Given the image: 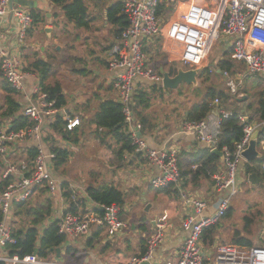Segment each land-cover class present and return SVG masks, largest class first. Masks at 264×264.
<instances>
[{
	"label": "built area",
	"instance_id": "obj_1",
	"mask_svg": "<svg viewBox=\"0 0 264 264\" xmlns=\"http://www.w3.org/2000/svg\"><path fill=\"white\" fill-rule=\"evenodd\" d=\"M118 1L128 24L106 52L105 60L106 69L111 74V85L117 92V102L122 105L123 130L130 137L132 152L144 157L147 164L156 170L149 184L155 189L178 185L181 180L178 150L174 147H150L141 136L142 124L132 112L133 95L138 84L159 86L162 80L159 71L148 62L145 48L156 39L175 43L179 47V61L187 67L197 68L205 62L213 44L223 35L230 40V58L243 65L245 74L264 78V0ZM174 11L178 14L171 17ZM7 14L14 20L18 43L23 42L32 18L24 9L13 7L10 0H0V73L11 88L22 93L25 79L32 72L24 69V62L17 52L3 46L1 23ZM228 86L230 92L235 94L234 82L229 81ZM212 105L218 107L219 99L214 98ZM230 114L222 112V117ZM22 115L32 121L25 129L12 130L4 123L0 128V159L5 161L1 173L3 184H0V262L65 264L41 259L34 253L20 255L19 250L13 247L17 241L12 229L14 206L27 202L38 188L46 187L48 194H54L58 189V182L49 166V161L56 154L38 145L34 158L29 161H9L8 156L19 143L40 139L43 131L58 115L64 117L66 130L79 126V119L69 117L63 106H55V101L40 90L38 83H34L33 92L22 108ZM239 118L243 123V135L233 150L222 148L224 168L212 177V191L218 194L216 211L205 216L207 201L181 191V200L190 211L181 222L186 237L174 264H264V247L221 243L204 250L201 243L203 230L219 220L228 209L231 199L239 192L238 167L244 161L242 151L254 131H258L260 146L264 150V119L247 122L246 117L241 115ZM180 126L183 131L193 133L207 148L217 147L218 139L209 132L206 119L183 120ZM261 165L264 168V162ZM100 207L96 212H63L54 222L57 234L77 239L88 235L96 225L104 227L109 237H114L127 226L120 218L121 209L116 204ZM164 234L165 224L160 222L146 240L144 253L125 264H155L152 262L153 255L163 242Z\"/></svg>",
	"mask_w": 264,
	"mask_h": 264
},
{
	"label": "crops",
	"instance_id": "obj_2",
	"mask_svg": "<svg viewBox=\"0 0 264 264\" xmlns=\"http://www.w3.org/2000/svg\"><path fill=\"white\" fill-rule=\"evenodd\" d=\"M31 1H33L31 7L21 6L16 1L12 2L13 7L22 8L29 13L30 9H34L42 18V21L40 22L31 23L23 42H16L15 25L11 15L7 14L2 19L1 23V30L4 37L3 46L4 48L13 50L20 55L22 61L24 62V69H27L26 67L28 64L36 58L43 59L49 63V60L53 59L52 54L49 53L51 50L50 48H53L55 45H59V38L65 36L64 33H68L66 26H68L67 23L69 21L66 20L64 12L60 6L53 4L51 0ZM84 3L87 6L88 26L77 27L78 29L73 37V39L76 38V43L79 45V49L82 50L80 51V55H73L70 52L74 57H76L75 61L77 64L74 63V68L72 70L70 69L68 71V75L65 77V84L68 82L71 88H65L64 81L61 82L60 80L54 79V64L52 63H49L51 65V71L48 73L45 80L50 84L54 82L60 83L61 92L66 99L65 104L62 105L65 109V113L69 115V117H77L79 119V126H77V136L79 137V141L72 142L69 140H63L60 136H57L52 130H50L51 122L47 126L46 130L43 131L40 139H29L19 143L16 147H13V151L8 156V159L9 161L16 162L29 161L30 159L28 157V153L30 148L33 147L36 150L38 145H42L47 151H52V147L57 146L68 152L66 162L61 163L59 166H56L55 164L56 156L54 159L49 161L52 175L58 182L57 191L54 194H48L46 187H41L34 193L36 194L35 196L42 194L47 197L46 199H48L45 206L43 203H37L36 206H34L35 208H38V210L40 209L39 211H41L43 213L42 215H44L43 219L37 225L38 234L40 230H43L49 224L54 223L63 212L70 211L69 208L72 203L75 205L74 211L87 213L100 210L98 207H100L99 205L101 204H97L92 201L86 193V185L88 182H93V184L97 186L106 184L109 186L113 185L125 194V203L121 209L120 218L123 211L135 206H138V208L140 206H146V209H150L154 204V201H160L161 203L152 215L148 217L142 216L139 221V225L132 224L130 231H126V226L114 237H109L104 227L93 226L90 233L86 236L70 240L67 238L66 245L60 248L59 257L55 253V255H53L54 260H46L61 261L68 264H125L131 258L138 257L144 253H142V250L145 251L146 249V240L154 233L156 225L163 222L165 224L164 240L156 248L152 262L155 264H174L179 258V250L186 237V233L182 230L181 222L186 213L190 211V208L186 207L181 200V191L193 196H199L206 200L207 207L204 210V215H212L216 211L218 205V194L212 191V177L215 173L224 168V161L219 157L220 161L217 164V171L210 179L198 176L196 180L192 181L188 176H186V174H184L189 167L190 161L202 156L205 149L210 152L211 149L200 143L193 133L185 132L181 129V122L186 119L189 108L184 107L181 111L176 110L172 113L167 104H165L163 96L170 90L162 89L163 91L161 93L157 92L151 94L152 104L146 111V114L150 117L152 122L149 128L145 129L143 132L141 131V136L150 147L159 149L174 147L178 150L181 180L178 185L172 184L171 186L172 189L174 188L178 191L177 196H173L172 193H158L156 189L149 184L151 177L156 175V170L147 164L144 157H141L133 152L124 151L122 157L120 158V156H118L115 152L117 149V143L111 139L110 136H106L104 142H100L95 137V132L91 133L89 137L91 142L95 143L96 148H99L102 152L103 156L96 150L100 157L104 158L98 160V162H101L102 160V162H104H101L100 169H98L101 173L89 172L87 176L77 174V182L69 181L66 176L67 174L63 171L60 174H57V171L68 168L65 165L70 162L75 152H79L88 145L92 146V143L88 142L85 135L88 128L95 130V126L88 123L87 119L94 114L99 106V103L105 100L117 102V92L111 85V74L106 69L105 57L109 46L116 39L114 32L118 28L117 25L109 22L108 8L120 2L118 0H84ZM90 4H92V6H90ZM47 28L50 29V31L46 32L45 29ZM161 41L162 40H160L159 46L157 45L156 49H154V42L153 44H147V50H145V52L147 53L149 50H152L153 52L152 57L147 54L149 57L148 62L152 66L156 63L157 67L155 68L158 71L160 67L168 72H170L173 65L175 68L179 65L183 67L184 65H182L179 61V56L177 54V49L179 48L178 45L167 40ZM218 41L221 44V47L219 51L214 52L215 55L212 59L215 63V68L210 66L211 70H209L208 73L218 72L217 69H219V72H222L224 76H229V72L233 71V74L237 73L238 78L240 73L234 71V65L232 63L229 71L225 68H223L225 70H221L218 67L219 62L224 59L223 55L225 53L229 54L230 40L227 37L220 35V38L216 42ZM90 43L93 44V48L88 47ZM213 46L209 54L212 52ZM59 48L60 45L57 46V49ZM69 48L70 45L68 49ZM174 50L176 53L173 54L172 52H174ZM161 54L162 58L164 57V60L156 62V59H158V56ZM204 63H206V61ZM203 64L201 66H204ZM239 64L240 66L238 67L244 70L243 65L241 63ZM225 66L226 65H224V67ZM190 68L193 67H187V69ZM60 71L62 72V69H60ZM31 72L32 75L25 79L24 92L15 93V99L21 104V113L23 106L27 104V98L33 92L34 83H38L40 81V75L36 72ZM0 79V106H2V83L4 82V78L1 74ZM228 81L234 82V80L230 78ZM238 83H240V81H238ZM238 83L234 82L236 85H238ZM138 86L148 88L149 85H143V83H140ZM147 91L150 92L149 88ZM177 91L178 89L171 90L170 93ZM231 94L232 93L229 90L228 96H224L223 98L216 97L219 99L220 105L216 107L211 103L212 110L204 118L208 123L209 132L216 137H218L220 132V125L218 124L220 111H230L239 116L242 115L246 117V119L251 118L250 122L261 120L258 118V114L256 112L259 97L256 102L251 103L250 101L248 102V98L244 93H235L233 95L237 96V103H235L234 106V103L229 102V98L232 97ZM17 96L19 99L16 98ZM79 109H81V113L80 111L78 112ZM81 116H84L86 120L81 121ZM61 117L65 121L62 115ZM3 123L10 127V121L8 119H5ZM257 150L260 152L261 157L264 154V150L260 146L259 137ZM247 162H250L253 166L262 168L261 164L264 161L257 164L254 160L246 161L244 159V161H242L239 165V171L237 174L239 184L247 182L249 184V188L251 189L256 188L255 186H258L259 184L264 185V183H258L255 185L249 183L247 177L248 174L252 172H246V166L244 163ZM4 163L5 161L0 159V184H3V181L1 180V173L3 171ZM64 191L69 192V198L64 196ZM153 199L155 200L153 201ZM246 208H248V206H246ZM15 211L16 205L14 206V214L16 213ZM226 211L228 212L227 215H229V206ZM245 219L249 223L245 225L246 231L248 229L253 231L250 225H253L255 221H259V223L264 227V222L261 221L264 219H254L249 216H245ZM219 224V221L214 224V229L212 230L210 237H207L205 243L201 235V243L204 250L221 243L230 244L234 233L237 231L243 235L238 229L224 227L222 224ZM28 226H31V222L26 224V227ZM12 229L14 231L13 225ZM262 232L263 230L261 231V234ZM251 241L253 246L264 247V242L258 243L252 239ZM67 246L70 248L69 253L66 252V248H68Z\"/></svg>",
	"mask_w": 264,
	"mask_h": 264
},
{
	"label": "trees",
	"instance_id": "obj_3",
	"mask_svg": "<svg viewBox=\"0 0 264 264\" xmlns=\"http://www.w3.org/2000/svg\"><path fill=\"white\" fill-rule=\"evenodd\" d=\"M51 2L57 6H60L64 12L67 21L73 23L76 27L88 26V15L87 6L84 0H51ZM30 15L32 23L42 21L39 13L34 9H30ZM108 20L112 24L118 26L114 32L116 36L124 29L128 22L126 16L122 13V6L120 3H116L108 8ZM160 39L154 41V49L159 46ZM153 44V43H149ZM153 47V45H152ZM145 50H147L145 48ZM224 65H226L224 67ZM218 67L221 70H230L231 63L225 59L219 62ZM27 71H33L40 75V81L38 82L40 90L46 93L49 99L55 101V106H62L65 104V96L61 92L60 83H47L46 77L51 71V65L43 59L36 58L26 67ZM225 68V69H223ZM211 70L210 67H205L202 71ZM30 71V72H31ZM175 71V66L171 67L170 72ZM1 74V73H0ZM200 75V74H199ZM2 91H3V104L0 106V128L3 125V121L8 119L10 121V129L12 130H23L32 124L27 117L21 113V104L15 99L16 91L10 87V85L3 80ZM149 91L151 92H148ZM148 88L138 87L133 95L132 112L136 120L142 124V132L149 128L151 125L150 117L146 114V111L150 108L152 102V93H161L163 90L161 87L156 85H149ZM180 93V91H178ZM224 92H216L209 89L203 96L202 100L193 106L188 111L186 118L192 121H199L204 119L208 113L212 110L211 103L214 98H223ZM121 104L119 102L105 100L99 103L97 110L94 114L87 119V122L95 126V137L100 141L104 142L106 136H110L117 143L116 154L122 157L124 151H133V146L128 134L123 130V114L121 111ZM256 112L259 119H264V92L259 96L256 106ZM81 121H85L84 116L80 117ZM247 119V122H250ZM65 121L61 115L57 116L55 120L50 124V130L53 131L57 136H60L63 140H69L72 142H78L79 137L77 136V127L72 130H66L64 127ZM243 123L239 122L238 115L233 113L228 117L222 118L220 123V132L218 135L217 148L222 150L223 147H227L229 150L234 149V145L241 139L243 135ZM56 153L55 164L59 166L61 163L66 162L68 152L65 149H61L57 146L51 149ZM36 154V150L32 147L29 150L28 157L33 159ZM220 158L209 150L205 149L203 155L193 159L189 163V167L184 174L189 177L192 181L196 180L198 176L205 178H211V176L217 171V164ZM264 161V154L260 158L254 159L255 163H262ZM246 166V172H256L259 177L264 179V168L251 165L250 162L244 163ZM171 185L163 188H158V193L178 195L176 189H172ZM258 186L263 187L264 185L259 184ZM152 188V187H151ZM86 193L89 198L97 204L110 205L116 204L120 209L123 208L125 203V194L111 185H100L97 186L93 182H88L86 185ZM64 196L69 198V192L64 191ZM27 202L16 205V213L26 215L30 218L31 226L18 227L13 231V236L17 239L16 244L13 246L18 249L20 255L34 253V249L37 248L36 254L41 259H51L55 255V249L61 248L66 245L67 238L57 234L55 223L49 224L45 227L41 235L38 237L37 225L43 219L44 215L38 208L34 206H25ZM75 205L72 203L69 210L74 211ZM99 211V210H97ZM226 211L222 216L227 215ZM1 219V214H0ZM250 220V219H249ZM215 225H211L205 228L202 232V239L204 243L207 237H210L212 230ZM238 246L252 247L253 243L247 236L241 235L238 231L234 233L231 243ZM68 247V246H67ZM66 252H70V248H66ZM144 250H142V253ZM0 264H3L0 262Z\"/></svg>",
	"mask_w": 264,
	"mask_h": 264
},
{
	"label": "rangeland",
	"instance_id": "obj_4",
	"mask_svg": "<svg viewBox=\"0 0 264 264\" xmlns=\"http://www.w3.org/2000/svg\"><path fill=\"white\" fill-rule=\"evenodd\" d=\"M92 4H90V6H92ZM177 14L178 12L174 11L173 13H171V17H176ZM67 25L68 26H66V30L68 31V33L66 34L64 33L65 36L60 37L58 41L60 48L57 49V46L59 45H55L53 48L52 47L50 48L51 50L49 51V53L52 54L53 59L49 60V63L54 64L53 66L54 69L53 75L55 74L54 79L60 80L61 82L64 81V87L68 89L71 87L68 82H66L65 84V77L68 75V71L70 69L72 70L75 64H77L75 61L76 57H74L73 55H80V51L82 49H79V45L76 43L77 40H75L76 38L73 39L75 32L77 31L78 28L71 22H68ZM69 45L70 48L68 49ZM88 47L93 48V44L90 43ZM220 47L221 44L219 43V41L216 42L215 45L213 46L212 52L208 55L207 60H205L206 63L203 64L204 66L208 65L212 61L215 55L214 52L219 51ZM155 53H154V57H155ZM147 54L152 57L153 55L152 50L147 51ZM223 56L225 60H227L228 62L234 65V71L240 73L239 77L237 78V73L233 74V71L229 72L228 74L229 76H224L222 72L208 73V71L206 70L201 71L200 75L198 76L196 85L180 84L178 87V91L180 90V93L178 91L170 93L171 91L170 90L167 92V94L163 95L164 102L165 104H167L168 108L172 113L176 110L181 111L184 107L190 108L194 104L200 102L203 96L207 93V91H209V89H212L216 92L218 91L224 92L225 96H228L229 88L227 87V81L229 78L234 80V82L236 83L240 81V83H238L236 94H239V92L244 93L248 98V102L249 101L251 103L256 102L257 98L264 91V78L259 75L258 76L246 75L245 71L238 67L240 66L238 62L231 59L227 53H225ZM162 60H164V57L162 58V54H161L158 56V59H156V62H160ZM155 65L156 63H154V67H157V65L156 66ZM183 68L187 69L186 66H183ZM60 69H62V72L60 71ZM231 95L232 97L229 98V102L234 103L235 106V103H237V96L233 94ZM16 98L19 99L18 96ZM0 104H1V98H0ZM80 110L81 109H79L78 112ZM93 132H95L94 129L88 128L85 135L88 142H91L89 136ZM91 143L92 146L88 145L85 148L81 149L79 152H75L70 162L66 163V165L64 164L68 168H64L63 170L57 171V174H60L63 171L67 174L66 175L67 179H69V181L71 182H74L76 181L77 174H82L87 176L89 172H95V173L99 172L98 169H100V165L103 160L101 162H98V160L104 158L100 157V155L97 153L99 152L102 155V152L99 150V148H96L95 143L94 142ZM255 187L256 188H252V189L249 188V184L247 182H243L239 184V193L236 194L231 199L229 204L230 214L226 216H221L219 218V223L222 224V226L224 227H231L238 229L243 235L250 237L252 240H255L258 243H261L264 242V227L259 223V221L258 222L255 221L253 225H250L253 231H251L250 229L246 231L245 229V225L248 223L245 219V216L253 217L254 219L255 218L264 219V189L263 187L261 186L259 187L257 185ZM35 195L36 194H33L31 199L27 201L25 205L26 207L36 206L37 203L38 204L43 203L44 206L46 205L48 200L46 199L47 198L46 196H43L42 194L37 196ZM154 200L155 199H153V201ZM153 203L154 204L150 209H146V206L144 207L140 206L139 208L138 206H135L133 208H130L122 212L121 218L127 224L126 231L131 230L132 224L139 225L140 224L139 221L141 220L142 216L148 217L152 215L153 212L156 211V209H158L159 205L161 204L160 201H154ZM246 206H248V208L250 209L246 208ZM29 221L30 218L28 216L15 213L13 216V223H12L14 230L24 225H25L24 227H26V224L30 223ZM261 221L264 222V220ZM262 230L263 232L261 234ZM51 259L54 260V257H52Z\"/></svg>",
	"mask_w": 264,
	"mask_h": 264
},
{
	"label": "water",
	"instance_id": "obj_5",
	"mask_svg": "<svg viewBox=\"0 0 264 264\" xmlns=\"http://www.w3.org/2000/svg\"><path fill=\"white\" fill-rule=\"evenodd\" d=\"M13 1L18 2L21 6H29L31 7L32 2L31 0H10L11 4ZM46 32L50 31V29H45ZM208 67L212 66L215 68L214 61H211L208 65ZM205 66H200L197 68H190V69H184L181 65L177 66L175 68V71L168 72L165 71L162 67L159 68V72L162 75V88L164 90H177L180 84H186V85H196L197 84V76L200 73V71ZM219 72L220 70L217 69ZM243 98V97H242ZM241 100V99H240ZM257 131H254L251 135L248 144L246 148L242 151V156L246 161H252L257 157H260V152L257 150ZM211 153L216 154L221 159L223 158V153L218 148H213L211 150ZM248 181L252 185L258 184V183H264V180L259 178L255 172L248 174ZM37 252V248L34 249V253ZM55 253L59 257L60 254V248L57 247L55 249Z\"/></svg>",
	"mask_w": 264,
	"mask_h": 264
},
{
	"label": "bare ground",
	"instance_id": "obj_6",
	"mask_svg": "<svg viewBox=\"0 0 264 264\" xmlns=\"http://www.w3.org/2000/svg\"><path fill=\"white\" fill-rule=\"evenodd\" d=\"M122 6V5H121ZM122 13H123V8H122ZM124 14V13H123ZM122 31V30H121ZM120 31V32H121ZM120 34V33H119ZM119 34H118V36H119ZM118 36H116V38L118 37ZM114 42V41H113ZM113 42L111 43V45L109 46V48L112 46V44H113ZM229 55V54H228ZM230 57V56H229ZM183 65V64H182ZM185 66V65H184ZM158 73H160V72H158ZM160 75H161V73H160ZM251 76V75H250ZM161 77H162V75H161ZM229 82V81H228ZM228 82H227V86H228ZM149 85H151V84H149ZM236 85V84H235ZM159 87V86H158ZM160 87L162 88V80H161V84H160ZM229 87V86H228ZM237 87H238V85H236V93H237ZM163 89V88H162ZM164 90V89H163ZM229 90H230V88H229ZM214 100V99H213ZM122 106V105H121ZM222 112H230V111H220V118H219V120H220V123H221V119L222 118H225V117H222ZM231 114H233V112H230ZM230 114V115H231ZM240 116L238 115V119H239V122H240V118H239ZM55 120V119H54ZM184 120H187V118L186 119H184ZM241 123V122H240ZM220 125V124H219ZM257 134H258V132H257ZM217 139H218V137H217ZM250 139V138H249ZM257 146H258V137H257ZM234 147H235V145H234ZM215 148H217V147H215ZM246 148V147H245ZM244 148V149H245ZM243 149V150H244ZM212 150V149H211ZM220 151H222V150H220ZM224 159V156H223V158H222V160ZM224 161V160H223ZM239 168V167H238ZM239 170V169H238ZM248 179V178H247ZM102 205V204H101ZM100 206V205H99ZM100 208H102V207H100ZM71 211V210H70ZM219 221V220H218ZM217 221V222H218ZM216 224V223H215ZM212 225H214V224H212ZM94 226H96V225H94ZM211 226V225H210ZM92 229V228H91ZM252 247H258V246H252ZM44 260H46V259H44ZM62 263H65V262H62ZM65 264H68V263H65Z\"/></svg>",
	"mask_w": 264,
	"mask_h": 264
}]
</instances>
